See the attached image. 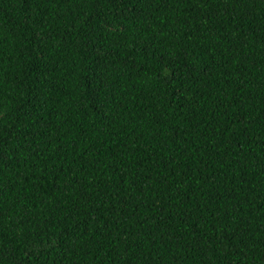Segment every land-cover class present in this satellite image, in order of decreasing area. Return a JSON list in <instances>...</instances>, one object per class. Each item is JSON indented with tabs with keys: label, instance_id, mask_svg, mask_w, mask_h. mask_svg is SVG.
Instances as JSON below:
<instances>
[{
	"label": "trees",
	"instance_id": "1",
	"mask_svg": "<svg viewBox=\"0 0 264 264\" xmlns=\"http://www.w3.org/2000/svg\"><path fill=\"white\" fill-rule=\"evenodd\" d=\"M0 264H264V0H0Z\"/></svg>",
	"mask_w": 264,
	"mask_h": 264
}]
</instances>
